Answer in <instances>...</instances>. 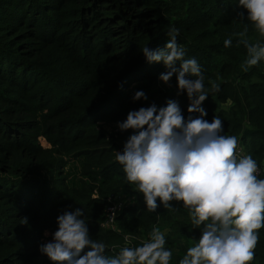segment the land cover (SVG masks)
<instances>
[{
    "label": "trees",
    "instance_id": "1",
    "mask_svg": "<svg viewBox=\"0 0 264 264\" xmlns=\"http://www.w3.org/2000/svg\"><path fill=\"white\" fill-rule=\"evenodd\" d=\"M245 25L243 38L264 45L238 0H0V264L33 256L53 264L39 251L43 232L52 239L57 217L77 208L107 256L142 246L163 223L169 264H179L201 230L180 201L172 202L174 210L147 211L115 158L134 130L103 124L168 100L187 117L190 101L186 92L177 95L176 76L170 81L176 92L158 87L167 69L142 53L146 46L163 49L175 27L185 59L195 58L205 77V119L219 116L223 134L236 136L258 164L264 159V60L242 67L248 54L238 34ZM136 91L148 99L134 101ZM76 158L79 177L69 184L65 165ZM257 178L264 179V169ZM120 193L130 201L114 218L116 229L104 228L109 198ZM251 264H264V227Z\"/></svg>",
    "mask_w": 264,
    "mask_h": 264
},
{
    "label": "clouds",
    "instance_id": "2",
    "mask_svg": "<svg viewBox=\"0 0 264 264\" xmlns=\"http://www.w3.org/2000/svg\"><path fill=\"white\" fill-rule=\"evenodd\" d=\"M238 7L247 11V20L264 35V0H238ZM179 31L170 27L163 49L146 46L142 53L149 63L164 64L167 71L159 76L162 82L169 84L176 76L177 95L186 92L190 101L187 117L174 100L159 109L153 103L129 111L117 127L134 133L115 158L127 181L143 194L147 211L155 213L160 205L174 210L173 201L189 209L201 235L179 264H251L264 227V179L257 178L258 164L251 155L237 157L238 138L223 134L222 119L217 115L211 122L205 119L208 113L202 105L209 97L205 77L195 58L185 59V49L177 42ZM247 31L245 25L238 34V43L248 54L242 65L245 71L264 60V45L244 39ZM231 44V39L224 41L225 47ZM219 88L212 83V91ZM132 99L148 97L136 91ZM82 217L81 208L59 215L52 239L39 246L53 264H169L172 251L165 248V234L159 227L152 229L142 246L124 247L118 255L107 256L105 243L91 238Z\"/></svg>",
    "mask_w": 264,
    "mask_h": 264
},
{
    "label": "rangeland",
    "instance_id": "3",
    "mask_svg": "<svg viewBox=\"0 0 264 264\" xmlns=\"http://www.w3.org/2000/svg\"><path fill=\"white\" fill-rule=\"evenodd\" d=\"M157 86L160 88H163L165 90H168V91L176 92L175 88H173V86L170 83L165 84L164 82H162L159 79V77L157 78ZM103 125L105 126V128L112 130V131L120 130L117 127V123H114V124H110V123L105 124L104 123ZM39 142L43 146H46L45 142L42 139H39ZM79 163H80V158H76V159H70L65 165L66 174L68 175V183L69 184L74 183L76 181V179L79 177L78 171H77V167L79 166ZM258 164H259L258 167H259L260 172H261L264 169V159H262L261 161H258ZM116 195L118 196L117 198L121 199V201L123 203H127L128 201H130V197H127L123 193L116 194ZM157 227L160 228L161 232H163V233L165 232L164 228H162V227H164L163 223L159 222ZM114 229H116V228H114ZM46 233H47V235H46ZM48 236H49L48 231H44L43 237H44L45 242H48L51 240L50 238H48ZM24 264H50V263L46 262L41 256H33L29 260L25 261Z\"/></svg>",
    "mask_w": 264,
    "mask_h": 264
},
{
    "label": "built area",
    "instance_id": "4",
    "mask_svg": "<svg viewBox=\"0 0 264 264\" xmlns=\"http://www.w3.org/2000/svg\"><path fill=\"white\" fill-rule=\"evenodd\" d=\"M236 154L237 157L239 158L240 156L245 155L244 149L241 146L240 142H238V147L236 149ZM260 169L258 167V172L257 174H259ZM118 196L115 195L113 197L109 198V203L105 209V218L102 221L101 225L104 228H109V229H114L115 228V223H114V218L116 217V215L119 213L123 202L121 201V199L117 198Z\"/></svg>",
    "mask_w": 264,
    "mask_h": 264
},
{
    "label": "crops",
    "instance_id": "5",
    "mask_svg": "<svg viewBox=\"0 0 264 264\" xmlns=\"http://www.w3.org/2000/svg\"><path fill=\"white\" fill-rule=\"evenodd\" d=\"M168 91V90H167Z\"/></svg>",
    "mask_w": 264,
    "mask_h": 264
}]
</instances>
